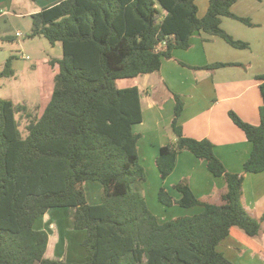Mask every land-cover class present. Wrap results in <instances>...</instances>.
<instances>
[{
  "label": "trees",
  "instance_id": "1",
  "mask_svg": "<svg viewBox=\"0 0 264 264\" xmlns=\"http://www.w3.org/2000/svg\"><path fill=\"white\" fill-rule=\"evenodd\" d=\"M238 1L210 0L205 16L199 17L196 0H62L32 16L29 36H41L52 47L61 43L63 56L49 61L59 72L40 117L27 105L0 97V264H234L217 250L229 237L264 254L255 241L264 212L254 218L243 204L244 174L264 172V75L256 77L262 99L260 124H249L230 112L253 145L243 174L226 169L210 140L183 133L179 119L184 102L174 94L175 141L162 147L156 159L161 179L173 172L179 154L190 152L215 177H223L227 188L220 205L196 197L186 182L174 187L179 199L161 188L158 199L167 208H202L199 214L170 221L153 214L137 189L147 181L138 150L141 135L134 131L143 122L141 92L137 86L117 85L119 80L159 72L176 50L191 47L196 34L249 49V43L222 27L223 17L254 26L249 18L232 12ZM14 76L9 58L0 77ZM21 118L27 121L26 136ZM87 181L102 185L101 203L88 202ZM57 208L75 209L73 229L86 233L84 263L45 257L49 234L35 224Z\"/></svg>",
  "mask_w": 264,
  "mask_h": 264
},
{
  "label": "crops",
  "instance_id": "2",
  "mask_svg": "<svg viewBox=\"0 0 264 264\" xmlns=\"http://www.w3.org/2000/svg\"><path fill=\"white\" fill-rule=\"evenodd\" d=\"M60 1L62 0H37L35 5L29 6V12L15 14V17L21 18L24 15L32 17L47 6ZM209 1L203 0L207 8ZM9 6H14L13 1L0 0V18L14 15L8 12ZM232 12L237 16L249 18L254 26H248L233 18L223 17L222 27L236 40L249 43V49L233 48L217 36L206 33L196 34L191 40V47L188 50H176L172 59L164 60L159 72L131 79L136 80L134 85L126 84L119 87L137 86L141 92L143 122L134 126V131L141 135L138 150L140 162L147 172V181L137 185V189L146 200L147 191L153 192L156 197L161 188H165L179 199L181 194L174 187L181 182H186L196 197L204 202L220 205L222 195L227 188L223 177H215L208 170L207 164L190 152L179 154L173 172L165 180L161 179L156 167V159L162 147L175 141L171 127L174 120V94L180 95L184 102V110L179 119L183 133L196 140H210L214 144L216 156L223 162L226 169L231 173L243 174L244 164L252 153L253 145L245 133L235 125L230 112H235L249 124L255 126L260 124L259 108L262 99L256 77L264 75V0H240L233 5ZM204 13L199 7V17L205 16L206 13ZM22 36L23 34L18 30L16 37ZM215 63H236L237 65L216 70L204 68ZM97 188L98 192L103 190V187L102 189ZM147 203L150 208L148 200ZM243 204L252 217L262 216L264 212V172L244 174ZM173 207L175 209L171 211L170 219L202 212L199 206L194 208ZM177 208H181L182 211H177ZM66 209H70L68 215L72 217L75 209ZM58 210L59 208L52 209L39 218L35 228L49 234L45 257L69 263L71 254L67 246L62 244ZM157 217L162 221H170L169 216L166 217L163 214ZM82 232L84 231H79L78 234L80 238L83 236L85 238L86 233L82 235ZM261 238H264V222L262 231L255 240L264 247ZM237 243L246 251L235 247L241 255L236 259L241 261L249 257V264H264V254H257L238 241ZM71 259L74 257L72 256ZM233 262L239 264L237 261Z\"/></svg>",
  "mask_w": 264,
  "mask_h": 264
},
{
  "label": "rangeland",
  "instance_id": "3",
  "mask_svg": "<svg viewBox=\"0 0 264 264\" xmlns=\"http://www.w3.org/2000/svg\"><path fill=\"white\" fill-rule=\"evenodd\" d=\"M8 1L10 2V0ZM11 1H13L14 6H9L8 12L14 15L0 18V73L3 70L5 62L9 58H12L15 76L11 78L0 77V97L10 99L15 104H25L30 113L40 117L50 103L55 86V76L59 72V68L52 67L49 61L61 59L63 48L61 43L52 48L49 42L41 36L31 38L29 35L32 28V17L25 15L21 18L15 17V14L29 12V6L35 5L36 2L32 0ZM204 2L203 0H197V5L200 7L201 12L204 11L206 13L207 7ZM2 9L6 10L5 7H2ZM18 30L23 34L22 37H16ZM8 37H13V39L10 40ZM154 77L156 78V76ZM135 82L136 80L126 79L117 82V85L118 87L126 84L134 85ZM20 120L21 132L26 136L25 126L27 121L24 118ZM151 183H153V179H151ZM97 187L102 189V185L99 182L87 181L85 183V189L88 194L87 199L93 204L102 202L103 190L98 192ZM146 194L151 211L157 216H161L162 214L166 217L169 216L168 220H172L170 219L172 216L171 211L175 208H167L162 205L159 202L158 195L155 197L151 191H147ZM177 209V211H182L181 208ZM68 212H70V209L66 208H59L57 212L60 216L58 225L60 235L62 236V244L63 246H67L68 252L71 254L68 262L84 263L87 256L82 246L84 236L80 238L79 231L73 229L72 217L68 215ZM62 229L64 230L63 233ZM82 233L84 235L85 232ZM261 240L264 242V238H261ZM235 247L246 251L244 247L232 238L222 241L217 250L224 253L232 262L237 261L239 264H249V257L241 261L236 259L237 256L241 257V255ZM72 256L74 259H71ZM233 263L236 264L235 262ZM259 263H261L260 260Z\"/></svg>",
  "mask_w": 264,
  "mask_h": 264
},
{
  "label": "built area",
  "instance_id": "4",
  "mask_svg": "<svg viewBox=\"0 0 264 264\" xmlns=\"http://www.w3.org/2000/svg\"><path fill=\"white\" fill-rule=\"evenodd\" d=\"M18 35H21L20 33H18Z\"/></svg>",
  "mask_w": 264,
  "mask_h": 264
}]
</instances>
